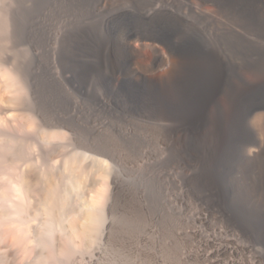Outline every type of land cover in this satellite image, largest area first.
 <instances>
[{
	"label": "bare ground",
	"instance_id": "6f19581e",
	"mask_svg": "<svg viewBox=\"0 0 264 264\" xmlns=\"http://www.w3.org/2000/svg\"><path fill=\"white\" fill-rule=\"evenodd\" d=\"M44 1L0 0V264H264V0Z\"/></svg>",
	"mask_w": 264,
	"mask_h": 264
},
{
	"label": "rangeland",
	"instance_id": "374dc122",
	"mask_svg": "<svg viewBox=\"0 0 264 264\" xmlns=\"http://www.w3.org/2000/svg\"><path fill=\"white\" fill-rule=\"evenodd\" d=\"M41 1H44V0H41ZM46 1H49V0H46ZM32 2H28V4H30ZM90 2H95V0H85V4H86L85 10H87V5ZM34 9L37 11L38 7L35 6ZM214 41L217 42V47L222 52L227 53L226 46L224 45L220 36H217ZM17 114L20 116H23V115L25 116V112H23V111H18ZM246 123H247L248 128L251 130L250 132H251L252 137L256 140V142L263 145L262 147L264 148V126H263V122L261 121V119L258 116L250 117L246 121ZM25 146H33V145L29 142H26ZM64 146H67L68 154L71 156L77 157L79 159L80 163H82V164L89 163V160L85 157L80 156L79 150L73 148L72 147L73 145H71V143L69 141H66Z\"/></svg>",
	"mask_w": 264,
	"mask_h": 264
}]
</instances>
